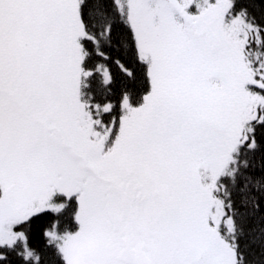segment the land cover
<instances>
[{
  "label": "snow or ice",
  "instance_id": "1",
  "mask_svg": "<svg viewBox=\"0 0 264 264\" xmlns=\"http://www.w3.org/2000/svg\"><path fill=\"white\" fill-rule=\"evenodd\" d=\"M0 264H264V0H0Z\"/></svg>",
  "mask_w": 264,
  "mask_h": 264
}]
</instances>
